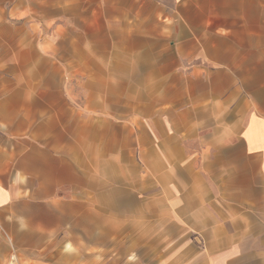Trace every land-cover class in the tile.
Masks as SVG:
<instances>
[{"label":"crops","instance_id":"obj_1","mask_svg":"<svg viewBox=\"0 0 264 264\" xmlns=\"http://www.w3.org/2000/svg\"><path fill=\"white\" fill-rule=\"evenodd\" d=\"M131 124L200 264H264V0H0V264L4 234L20 264H60L84 218L114 217Z\"/></svg>","mask_w":264,"mask_h":264},{"label":"rangeland","instance_id":"obj_2","mask_svg":"<svg viewBox=\"0 0 264 264\" xmlns=\"http://www.w3.org/2000/svg\"><path fill=\"white\" fill-rule=\"evenodd\" d=\"M55 14L52 13V16ZM57 25L52 23L45 27L41 24L35 30L42 35H57L62 30ZM119 126V129L116 127L115 147L125 151L129 147L130 155L125 154V157L121 158L122 162L115 164L114 217L84 218L82 220L84 234L76 237L79 239L78 243L82 245L81 251L70 250L69 245H66L67 250L60 254V264H190L192 261L200 264V260L203 259L201 248L204 245L201 230L192 228L191 220L176 219V216L173 217L175 220L170 219V215H174V206L172 209L170 195L166 194V188L162 186V183L167 181L164 179L162 181L161 173L155 172L158 167V162L155 161L161 160V157L148 155L147 162L152 160L151 164L144 162L142 158L139 160L136 139L139 125H130L132 133L130 140L121 138L122 125ZM188 158L195 160L196 165L200 166L202 163H208L210 157ZM154 199H158L162 204L156 205ZM196 200L198 202V199ZM205 207L209 211L214 205L207 203ZM170 224H174V228H171ZM89 232L92 234L88 235ZM4 237L9 247V254L3 262L6 264L12 248L14 250L15 248L5 234ZM127 247H131L128 252ZM187 247L194 248L189 259L184 258L188 253L185 251ZM15 253L18 258L16 250Z\"/></svg>","mask_w":264,"mask_h":264},{"label":"built area","instance_id":"obj_3","mask_svg":"<svg viewBox=\"0 0 264 264\" xmlns=\"http://www.w3.org/2000/svg\"><path fill=\"white\" fill-rule=\"evenodd\" d=\"M6 264H18V258L16 256L15 250L12 248L11 255Z\"/></svg>","mask_w":264,"mask_h":264},{"label":"bare ground","instance_id":"obj_4","mask_svg":"<svg viewBox=\"0 0 264 264\" xmlns=\"http://www.w3.org/2000/svg\"><path fill=\"white\" fill-rule=\"evenodd\" d=\"M128 249H129V247H128Z\"/></svg>","mask_w":264,"mask_h":264}]
</instances>
